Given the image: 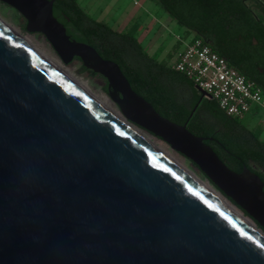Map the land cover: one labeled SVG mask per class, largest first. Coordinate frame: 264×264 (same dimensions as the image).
Returning <instances> with one entry per match:
<instances>
[{"label": "water", "instance_id": "obj_1", "mask_svg": "<svg viewBox=\"0 0 264 264\" xmlns=\"http://www.w3.org/2000/svg\"><path fill=\"white\" fill-rule=\"evenodd\" d=\"M55 1L0 0L65 65L101 76L126 124L187 158L264 234L259 176L230 170L208 138L160 116L116 63L71 40ZM125 123L0 22V264H264V239Z\"/></svg>", "mask_w": 264, "mask_h": 264}, {"label": "trees", "instance_id": "obj_2", "mask_svg": "<svg viewBox=\"0 0 264 264\" xmlns=\"http://www.w3.org/2000/svg\"><path fill=\"white\" fill-rule=\"evenodd\" d=\"M150 1L184 28L185 36L199 37L205 43L210 41L211 49L225 58L230 67L264 89L254 71L245 70L247 63L254 67L264 60V25L254 12L264 14L259 1L254 0L250 7H246L244 0ZM53 16L71 40L91 46L103 59L116 63L132 90L160 116L179 125L187 123L192 134L208 138L206 144L230 170L239 173L247 167L264 184V142L238 120L228 117L215 101L202 97L185 75L169 67L180 42L165 60L158 61L157 56L144 51L133 33H120L96 21L77 0H56ZM104 91L107 94V85ZM195 106L198 107L193 113ZM251 164L258 170L252 169Z\"/></svg>", "mask_w": 264, "mask_h": 264}, {"label": "rangeland", "instance_id": "obj_3", "mask_svg": "<svg viewBox=\"0 0 264 264\" xmlns=\"http://www.w3.org/2000/svg\"><path fill=\"white\" fill-rule=\"evenodd\" d=\"M134 1H137L138 5H134ZM78 2L91 18L105 22L118 32L129 31L134 33L144 51L149 56H157L158 61L165 60L167 55L173 52L179 42L178 38L188 41L192 37L191 35L185 36V30L179 27L160 6L150 0H78ZM254 12L257 19L264 25L263 15L256 10ZM0 21L16 34L23 37L31 46L41 51L48 59L67 71L77 81L85 84L94 94L106 99L110 108L122 118L119 109L104 91L106 82L101 76H92L90 73L84 71L79 60H74L65 65L44 36L38 33H28L25 29L26 23L24 18L14 9L1 2ZM181 48L183 46L179 43L177 51ZM176 53L174 52L171 62L174 61ZM238 121L254 135L260 137L259 140L264 141V95L263 103L261 105H253L251 110ZM133 128L150 139L156 147L171 157L176 164L201 182L207 189L217 194L236 213L249 223L251 222V225H256L240 209L226 199L187 158L172 150L162 140L137 127ZM251 166L253 169L258 170L256 165L251 164ZM257 229L263 234L260 228L257 227Z\"/></svg>", "mask_w": 264, "mask_h": 264}, {"label": "built area", "instance_id": "obj_4", "mask_svg": "<svg viewBox=\"0 0 264 264\" xmlns=\"http://www.w3.org/2000/svg\"><path fill=\"white\" fill-rule=\"evenodd\" d=\"M191 36L188 41L178 38L183 48L170 61L172 70L185 75L197 90L205 93L206 99L215 101L230 118L240 120L253 105L263 103L260 87L230 67L201 38Z\"/></svg>", "mask_w": 264, "mask_h": 264}, {"label": "bare ground", "instance_id": "obj_5", "mask_svg": "<svg viewBox=\"0 0 264 264\" xmlns=\"http://www.w3.org/2000/svg\"><path fill=\"white\" fill-rule=\"evenodd\" d=\"M5 27H7L10 31H12L16 36H18L22 41H24L28 46H30L34 51H36L42 58H44L48 63H50L55 69H57L63 76H65L70 82H72L76 87H78L85 95H87L90 99H92L96 104H98L101 108H103L106 112L110 113L115 118L121 120L125 123L123 118H121L117 113H115L109 106V103L103 97H99L94 94L85 84L77 81L73 76H71L67 71L63 70L60 66L55 64L53 61L48 59L41 51L31 46L23 37L16 34L12 29H10L7 25H5L2 21H0ZM126 124V123H125ZM133 132L136 133L138 137H140L143 141H145L149 146H151L157 153H159L162 157H164L168 162H170L173 166H175L178 170H180L185 176H187L191 181H193L196 185H198L201 189H203L206 193H208L212 198H214L218 203H220L223 207L229 210L236 217L241 219L248 227L254 230L261 238L264 239V234H262L259 230H257L253 225H251L246 219H244L241 215L236 213V211L225 201H223L217 194L207 189L201 182L191 176L187 171H185L182 167L176 164L171 157H169L166 153L161 151L156 145L144 136L142 133L137 131L131 125L126 124Z\"/></svg>", "mask_w": 264, "mask_h": 264}, {"label": "flooded vegetation", "instance_id": "obj_6", "mask_svg": "<svg viewBox=\"0 0 264 264\" xmlns=\"http://www.w3.org/2000/svg\"><path fill=\"white\" fill-rule=\"evenodd\" d=\"M197 3H200V1H196ZM244 4L246 5V7H250L254 0H244L243 1ZM263 11H264V6L262 5ZM264 17V14H262ZM184 29V28H183ZM207 44L210 43V41L206 42ZM250 69H252L254 71V75L261 81V83L264 85V60H261L259 62V64H256L254 67L250 64L247 63V65L245 66V70L246 72H250ZM263 95H264V89H262ZM252 167V166H251ZM253 169V168H252ZM251 170V169H250Z\"/></svg>", "mask_w": 264, "mask_h": 264}, {"label": "crops", "instance_id": "obj_7", "mask_svg": "<svg viewBox=\"0 0 264 264\" xmlns=\"http://www.w3.org/2000/svg\"><path fill=\"white\" fill-rule=\"evenodd\" d=\"M78 1V0H77ZM79 3V2H78ZM79 5H80V3H79ZM134 5H138V2L137 1H134ZM82 8V7H81ZM83 9V8H82ZM84 10V9H83ZM85 11V10H84ZM88 14V13H87ZM94 19V18H93ZM96 20V19H95ZM96 21H98V20H96ZM98 22H102V21H98ZM105 23V22H104ZM108 25V24H107ZM131 29V28H130ZM125 32V31H124ZM124 32H120V33H124ZM129 32V31H128ZM133 35H134V37L137 39V36L133 33ZM260 137H258V139H259ZM261 140V139H260ZM261 142H264V141H262L261 140Z\"/></svg>", "mask_w": 264, "mask_h": 264}]
</instances>
